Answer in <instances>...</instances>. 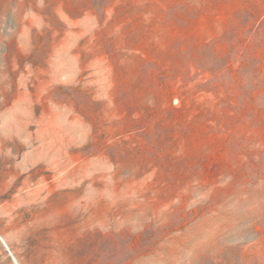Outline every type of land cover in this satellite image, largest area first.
I'll return each instance as SVG.
<instances>
[{"label":"rangeland","instance_id":"1","mask_svg":"<svg viewBox=\"0 0 264 264\" xmlns=\"http://www.w3.org/2000/svg\"><path fill=\"white\" fill-rule=\"evenodd\" d=\"M0 264H264V0H0Z\"/></svg>","mask_w":264,"mask_h":264}]
</instances>
